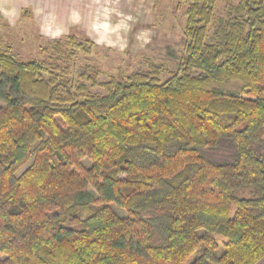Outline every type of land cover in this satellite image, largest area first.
<instances>
[{
  "label": "trees",
  "instance_id": "16d2710c",
  "mask_svg": "<svg viewBox=\"0 0 264 264\" xmlns=\"http://www.w3.org/2000/svg\"><path fill=\"white\" fill-rule=\"evenodd\" d=\"M217 4L189 0L178 72L103 96L0 44V264L264 259V0L212 36Z\"/></svg>",
  "mask_w": 264,
  "mask_h": 264
},
{
  "label": "rangeland",
  "instance_id": "374dc122",
  "mask_svg": "<svg viewBox=\"0 0 264 264\" xmlns=\"http://www.w3.org/2000/svg\"><path fill=\"white\" fill-rule=\"evenodd\" d=\"M238 2L218 0L212 36L227 18L226 7ZM188 4L189 0H0V44L21 62L59 66L75 87L84 84L93 95L103 96L105 91L88 78L104 84L150 73L152 64L163 67L161 81L178 72ZM71 37L78 39L80 49L71 46ZM230 154L227 148L211 155L221 161Z\"/></svg>",
  "mask_w": 264,
  "mask_h": 264
},
{
  "label": "crops",
  "instance_id": "0c3cea01",
  "mask_svg": "<svg viewBox=\"0 0 264 264\" xmlns=\"http://www.w3.org/2000/svg\"><path fill=\"white\" fill-rule=\"evenodd\" d=\"M258 264H264V259L262 261H260Z\"/></svg>",
  "mask_w": 264,
  "mask_h": 264
}]
</instances>
